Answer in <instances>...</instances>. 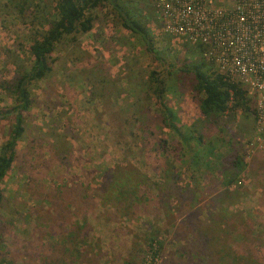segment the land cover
Returning <instances> with one entry per match:
<instances>
[{
	"label": "rangeland",
	"instance_id": "rangeland-1",
	"mask_svg": "<svg viewBox=\"0 0 264 264\" xmlns=\"http://www.w3.org/2000/svg\"><path fill=\"white\" fill-rule=\"evenodd\" d=\"M115 4L144 18L154 47L164 50L166 37L160 34L151 0H115ZM90 14L91 29L64 37L49 57V74L28 86L31 105L22 114L24 131L15 160L0 184V264H68L63 250L71 248L66 238L73 223L77 224L71 226L73 235L79 241L82 237L86 252L82 249L73 264H193L192 254L189 260L180 254L182 248L187 253L201 249V232L192 220L185 225L169 187L158 191V197L155 191L158 182L167 181L161 171L168 163L177 172V185L196 189L201 200L199 219L207 210L218 216H224L225 210L232 213L235 233H251L248 240L263 242L257 249L261 254L264 150L253 141V116L236 112L215 124L202 118L192 99L191 75L177 71L166 78L139 37L121 27L111 5L96 7ZM26 26V19L0 16V84L12 81L29 66ZM175 42L167 43L170 50L163 54L164 64H173V70L189 58L188 49ZM150 72L161 73L160 80L168 88L162 99L174 112L181 136L185 127H193L196 135L223 145L219 155L235 152L240 156L244 167L237 186L218 190L212 179L215 165L211 171L201 164L200 175L190 177L197 167L191 163L190 152L175 143L172 132L162 126L155 99L147 89ZM10 107L12 96L0 85V109ZM11 124L9 116L0 118V145ZM159 140L167 150L180 148L173 159H165L162 153L158 159L153 156ZM113 173L115 178L130 176L140 192L150 188L152 201L142 206L112 204L101 182ZM219 192L221 198L214 199ZM164 202L171 208L166 215ZM217 209L224 211L217 213ZM225 234L222 239L234 241ZM151 235L155 236L152 251L156 255L145 251ZM190 243L194 244L191 249L187 247Z\"/></svg>",
	"mask_w": 264,
	"mask_h": 264
},
{
	"label": "trees",
	"instance_id": "trees-1",
	"mask_svg": "<svg viewBox=\"0 0 264 264\" xmlns=\"http://www.w3.org/2000/svg\"><path fill=\"white\" fill-rule=\"evenodd\" d=\"M106 3L111 5L116 12L121 27L138 36L145 47L146 53L161 64L162 70L160 72L165 71L166 78H170L177 71L181 74L191 75L192 99L202 118L215 124L223 117L236 112L244 115H254L252 101L247 96V91L238 83L229 82L219 75L213 64L201 56L202 50L200 48L190 46L183 39L174 40L172 37L164 36L166 37L163 40L164 50H157L148 32L146 20L131 12L128 8L118 6L115 4V0H2L0 2L1 18L11 16L12 18L26 19V30L29 35L26 50L30 61L28 68L15 79L0 84L1 88L12 96V107L7 110L0 109L1 119L8 116L12 118L7 138L0 145V184L15 160V149L24 131L22 114L26 113L31 105L28 86L32 82L42 80L49 74L51 70L49 57L55 46L66 36L88 32L92 27L90 12ZM71 39L73 38L71 37ZM173 41H176L175 43L181 49H188L186 57H189L183 59L182 65L174 70L172 69L174 68L173 64H164L163 55L168 49L170 50L167 43ZM160 74L156 72L149 73L147 89L155 99L154 103L161 116L162 126L172 132V139L175 143L178 142L179 146L185 147L190 152L191 163L197 167L192 170L190 177L195 174L200 175L201 170L199 168L201 164L207 170L210 169L211 165H215L214 171L213 169L210 170L214 173L212 179L218 184V190L225 191L231 185L238 184L239 175H241L244 167L241 158H239L240 156L238 157L235 152L231 156L230 153L219 155L223 145L216 140L203 139L202 136L196 135L193 127H185V134L180 135L179 128L175 124L177 119H175L174 112L162 99L168 88H165L164 81L160 80ZM169 87L171 88L172 85H169ZM165 144L161 140L157 142L158 148L153 153L156 159L159 158L161 153L166 156L165 159L172 158L174 151L180 150L176 144V146L171 147V150H167ZM226 157L230 160H226ZM168 165L161 171V174L167 177V181H164V183L158 182L155 186L157 197L159 195L158 191L164 192L169 187L168 193L171 191L175 193L174 195L177 197L175 198L180 204L181 209L179 211L182 213L181 219L185 225L191 224L192 220L195 222L198 232H201V243H198V247L201 249L196 253H187L182 248L183 252L180 255L189 260L188 256L192 254L196 257L190 260L193 264H264V249L261 251L262 255L257 250L262 247L263 242L258 239H254L257 241L248 240L251 233L244 234L242 231L235 233L237 232L234 229L236 226L233 220L235 215L226 210L219 211L217 209V213H223L222 211H224L225 214L224 216H218L207 210L201 217L202 220L199 219L197 211L201 200L198 199L195 193L196 189L190 190L187 187H181L180 184L177 185L175 183L177 172L171 166L172 164L168 163ZM209 171L205 174L206 176ZM115 176V173L111 174L110 177L105 175L104 181L101 182V185H106L105 188L103 187V191H105L104 194L107 195V199L112 204L121 203L123 206L125 204L132 206V204L139 203L142 206L143 203L152 201L150 188L149 192L146 190L140 192L139 186L132 182L130 176L122 177V175H119L116 178ZM128 183L129 185L126 186ZM170 195L164 196L165 201L169 199ZM220 196L221 192L217 193L214 199L221 198ZM2 200L3 194L0 188V205ZM170 210L168 202H164L163 215L170 213ZM72 225L74 228L77 224L73 223ZM71 226L66 238L71 248L63 250L70 259L68 264H73L76 258H79L85 244L82 237L79 241L73 235L75 229ZM227 228L229 232H227ZM225 233L233 237L234 241L222 239V234ZM153 238L155 236L151 235L152 240L150 239L145 244V251H152V246L155 244ZM237 241H241V244H238ZM187 247L191 249L194 244L190 243ZM83 251L85 252V249ZM152 252H150L152 255H156L154 251ZM124 264H127V262L125 261Z\"/></svg>",
	"mask_w": 264,
	"mask_h": 264
},
{
	"label": "built area",
	"instance_id": "built-area-1",
	"mask_svg": "<svg viewBox=\"0 0 264 264\" xmlns=\"http://www.w3.org/2000/svg\"><path fill=\"white\" fill-rule=\"evenodd\" d=\"M151 2L160 34L200 48L219 75L247 91L254 108L253 141L264 150V0Z\"/></svg>",
	"mask_w": 264,
	"mask_h": 264
}]
</instances>
